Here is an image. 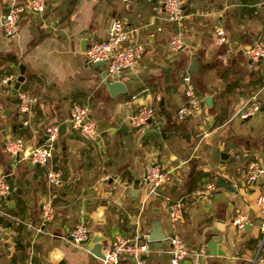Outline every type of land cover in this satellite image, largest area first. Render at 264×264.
<instances>
[{"label":"crops","instance_id":"0c3cea01","mask_svg":"<svg viewBox=\"0 0 264 264\" xmlns=\"http://www.w3.org/2000/svg\"><path fill=\"white\" fill-rule=\"evenodd\" d=\"M10 1L0 0V20ZM260 1L180 0L182 18L168 22L162 0H46L43 12L17 20L12 35H4L0 25V174L13 181L8 197L0 200V264H56L50 260L52 249L61 252L64 264H100L88 252L89 242L74 245L68 240L66 232L78 222L85 223L89 236L99 231L101 241L115 233L144 237L142 264H172V233L180 235L190 251L178 264L193 263L191 253L200 248L199 264H249L262 232L254 207L258 186L243 179L251 160L264 162V58L249 67L245 51L255 41H264ZM116 16L129 28L128 39L140 42L143 51L115 77L126 91L109 96L101 77L103 64L87 62L82 50L104 38L108 22ZM216 28L225 33L222 43L215 40ZM174 35L181 43L176 50L168 43ZM191 57L198 63L196 71L189 70ZM19 63L24 70L16 93L27 91L36 98L25 112L18 111L17 94H10L14 79L1 82L5 75L18 74ZM185 72L204 98L203 113L177 119L175 110L183 101L180 76ZM255 92L259 109L240 118L239 107ZM159 98L163 111L156 108V117L133 134L129 151L118 125H129L126 117L137 103L156 107ZM73 104L90 108L97 130L96 137L85 138L90 146L71 136L83 137L68 122ZM51 122H64L65 127L58 132L50 160L34 165L5 151L6 138L23 139L24 149L41 144L44 126ZM229 142V156L220 166V154ZM154 161L169 169L172 179L147 193L144 167ZM63 167L70 175L67 188L60 182L48 184L47 173L62 172ZM216 173L230 179L236 190L218 186ZM134 179L138 182L132 189ZM210 180L216 187L204 195ZM43 199L53 205L47 222L41 221ZM170 204L179 210L175 220L168 214ZM98 211L102 214L96 217ZM238 216L246 220L243 227L234 221ZM152 218L159 219L166 235L154 247L146 239ZM213 235L221 238L224 253L204 252ZM16 239L23 249L15 246ZM261 248L264 253V243ZM121 264L136 263L124 256Z\"/></svg>","mask_w":264,"mask_h":264},{"label":"built area","instance_id":"2783aa9c","mask_svg":"<svg viewBox=\"0 0 264 264\" xmlns=\"http://www.w3.org/2000/svg\"><path fill=\"white\" fill-rule=\"evenodd\" d=\"M264 7V0L258 2ZM46 8V0H11L6 10L1 15L0 25L2 33L6 36L12 35L16 29L17 20L28 14L41 13ZM163 17L168 22H177L183 16V8L180 0H162ZM129 28L120 17H112L107 24L104 38L90 41L82 50V55L87 62L101 61L104 66L105 77L115 79L123 68H127L138 59L143 51V45L137 41L128 39ZM215 40L222 43L226 40L225 33L221 28L215 29ZM172 50L180 47V39L177 35L171 36L168 40ZM247 64L254 67L255 64L264 58V41L257 40L245 51ZM14 75H5L1 82L5 83L8 79H14ZM183 101L175 110L177 119L189 117H199L203 113L204 98L195 87L190 73H182ZM18 98V111L25 112L29 106L35 102V97L27 91L16 93ZM261 101L258 92H255L249 99L245 100L239 107L237 114L240 118H247L255 113L260 107ZM1 107V103H0ZM157 115V109L152 104L137 103L132 112L126 117L127 123L131 126L143 124L146 120H152ZM68 122L72 129H75L84 138H94L97 130L94 121L90 117L88 105L73 104L68 111ZM44 141L38 145H31L24 149V141L21 138H6L3 142L5 151L13 159H24L33 163L43 164L50 160L53 155L55 141L59 132V123L51 122L44 126ZM60 170L52 169L47 173V181L51 186L57 185L60 180ZM172 174L169 169L163 168L158 162L148 163L144 167L145 190L147 193L155 192L162 185L170 182ZM244 182L248 185L258 186L255 196L254 207L258 216V226L262 232L261 243L255 253L249 259V264H264V253L262 245L264 243V162L255 158L251 160L244 173ZM214 181H207L202 189L206 195L215 189ZM10 194L6 174H0V200L6 199ZM41 221L51 220L53 215V205L49 199L41 201ZM169 217L175 220L179 216L177 205H169ZM235 223L239 227L244 226L246 221L244 216L235 218ZM41 230L37 227V231ZM4 232V227L0 224V234ZM89 235V231L84 222L72 225L67 231L68 240L79 245ZM168 255L172 264H178L187 258L190 251L184 239L172 233L169 237ZM147 251L146 240L140 237L129 238L121 233L113 234L108 240L101 241L102 258L100 264H121V258L128 256L136 264L143 263V253ZM203 253V249L192 251L194 262L199 264L198 258Z\"/></svg>","mask_w":264,"mask_h":264},{"label":"water","instance_id":"95a60500","mask_svg":"<svg viewBox=\"0 0 264 264\" xmlns=\"http://www.w3.org/2000/svg\"><path fill=\"white\" fill-rule=\"evenodd\" d=\"M91 63H92V65H95V66H101L102 65L101 61H94ZM197 64H198L197 61L193 57H191L189 70L196 71L197 69H195L194 66H197ZM17 67H18V74L15 76L14 80L11 83V92H10L11 95L16 93L17 88L19 86V83L23 79L24 65L22 63H19L17 65ZM101 77L103 78L102 81H103L104 87L106 88L109 96H115L117 93L126 91L125 85L121 80L109 79V78L105 77L103 67L101 68ZM10 82H11L10 79H8L6 81V83H10ZM210 99L211 98L209 96H207L205 98V101L209 103ZM156 108L159 109L160 111H163L161 98L158 99ZM148 122H150V120H146L145 123H148ZM142 125L143 124L131 126V125H126L124 123H120L118 125L117 130L121 131L124 134V136H123L124 143H125V146L127 147V149L129 151L132 148V136H133V134L138 132L139 128ZM64 127H65L64 122L59 123V131L61 133L64 132ZM71 136H73L75 138H79L82 142H85L88 146H90V142L86 141L85 138L78 137V135H71ZM230 145H231V142H229V144L225 147V149L220 154V157H221L220 166L224 165L225 159H227V157L229 156L228 150H229ZM62 162H63V164H65V162H66L65 156L62 158ZM34 165H38V163H34ZM69 176L70 175L68 172V168L63 167L62 172H61L60 177H59L60 178L59 182H60L61 187L63 189H66L68 186L67 181H68ZM143 176H144V172H143ZM114 177H115V175L112 174L108 177L107 180L110 182L112 180V178H114ZM6 178H7L9 190H12L13 189L12 178H10L8 175H6ZM225 181H227L228 183L225 184ZM137 182H138V179L133 180L132 186H131L132 189L136 188ZM215 183L218 186H224L229 190H233V191L236 190L230 184V179H228L224 175H220V173H216ZM101 214H102V212L98 211L96 213V217L100 216ZM98 220H101V219H98ZM149 226H150V228H149V231L146 233V239H147L150 247H154V245H159L160 241L162 239L166 238V235L160 231V225H159V219L158 218H152L149 221ZM66 235H67V232H66ZM102 239H103V235L99 231H96L92 234V236L88 235V237L86 239H84L82 242H84V243L89 242L90 246L88 247V252H90L91 254L96 256L97 258H102V253H101V240ZM220 242H221V238L219 236H216V235L211 236L205 245L204 252L209 253V254H222V253H224L221 250V248L219 247V246H221ZM219 243H220V245H219ZM14 244H15V246H19V247H21V249H23V246L18 239L14 240ZM4 245L8 246L9 243H4ZM50 260L55 262L56 264H64V259L61 257V252L58 249H52V251L50 253Z\"/></svg>","mask_w":264,"mask_h":264},{"label":"rangeland","instance_id":"374dc122","mask_svg":"<svg viewBox=\"0 0 264 264\" xmlns=\"http://www.w3.org/2000/svg\"><path fill=\"white\" fill-rule=\"evenodd\" d=\"M32 14H35V13H32ZM29 15V14H28ZM24 16H26V15H24Z\"/></svg>","mask_w":264,"mask_h":264}]
</instances>
